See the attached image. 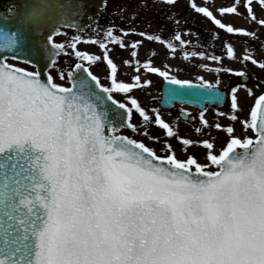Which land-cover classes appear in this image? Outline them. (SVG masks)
<instances>
[{"label":"snow or ice","instance_id":"6c2138e0","mask_svg":"<svg viewBox=\"0 0 264 264\" xmlns=\"http://www.w3.org/2000/svg\"><path fill=\"white\" fill-rule=\"evenodd\" d=\"M257 2L264 8V0ZM191 6L226 34L256 38L254 31L217 18L209 7ZM72 8L78 16L83 5L23 0L8 10L6 23L15 31L0 29V264H264V93L241 120L237 93L240 87L250 95L252 90L247 85L230 89V120L241 123L243 135H236L234 124L216 123L215 128L226 133L220 149L215 138L179 137L159 110L149 115L130 93L152 83L141 80V68L174 85L190 82L154 67L151 59H137L132 82L121 80L110 52L130 47L131 56L138 57L142 41L125 42L131 32L97 31L89 42L97 44L102 55L78 50L80 36L69 44L56 43V25ZM219 12L264 27L253 0H233ZM45 30L49 34L37 39ZM136 34L175 51L176 45L160 35ZM173 38L185 43L179 34ZM224 47L235 59L233 45ZM69 49L80 62L74 65L78 71L58 73L65 82L72 81L65 86L56 82L49 65L56 67ZM9 59H23L31 70ZM243 60L264 69V62L252 55ZM101 61L108 67V84L91 71ZM123 64L131 67L132 61ZM116 94L124 99L117 100ZM136 114L139 125L133 123ZM217 115L229 114L218 110ZM200 120L205 128L212 127L203 113ZM153 124L164 129L167 138L178 139L183 159L168 139L161 142L150 133ZM124 128L161 142L164 154L122 134ZM193 144L206 150L203 162L187 154L185 146Z\"/></svg>","mask_w":264,"mask_h":264},{"label":"rangeland","instance_id":"374dc122","mask_svg":"<svg viewBox=\"0 0 264 264\" xmlns=\"http://www.w3.org/2000/svg\"><path fill=\"white\" fill-rule=\"evenodd\" d=\"M109 2V15L112 16L113 21L109 28L113 30L114 35H123L121 30H124L132 33L125 37V42L129 45L136 40L142 41L139 45L138 57L133 58L131 56L130 47L126 49L116 47L110 52V56L120 67L119 78L121 80L132 82L131 78L137 75L135 72L137 59L141 62L151 59L154 67L168 71L172 77L186 80L190 83L219 88L225 90L228 94L227 102L223 108H208L205 112H202L204 118L212 126L208 129L201 123V113L196 116L197 120L195 123H190L179 118L178 111H182L181 108H177L176 111H165L162 109L160 106L162 99L160 88L162 83L168 80L157 73H148L141 68L139 73L141 80H151L152 83L150 86L134 88L130 95L134 96L149 111V115L153 114L152 109H157L162 119L173 127L179 137L193 141L215 138L217 149L222 147L226 133L216 129V123L226 126L234 124L236 135H243L241 123L230 120V89L238 85H247V88L252 90L250 95L246 88L240 87L237 93L239 104L242 108L238 115L243 120L254 107L259 95L264 93V69H261L258 64H254L252 61L243 60V57L247 54L252 55L256 61L264 62V27L258 23H250L244 17L235 14L221 16L219 8L230 6L233 0H175L174 4H168L166 0H109ZM192 3L199 7H209L217 18L232 23L235 27L254 31L256 38L226 34L224 30L216 27L209 18L198 13L191 6ZM253 10L258 19H264V8L259 5L257 0H253ZM240 11L244 12V9L241 8ZM105 29L108 28H98L89 38L95 40L97 38L96 32L99 31L102 34ZM141 31L152 35H160L165 40H171L176 45L175 51H170L165 43L149 41L146 37L136 34ZM174 34H179L181 40L185 43L181 44L180 41L174 40ZM215 35H218L219 38L213 39ZM74 36L76 35L72 32L66 31L63 35L57 37L55 42L69 44ZM89 40H82L83 42L78 43V50L94 55H102L103 50L97 44L89 42ZM225 43L233 45L236 52L235 59L227 55L224 47ZM72 51V49H69L68 55L59 57L58 65L51 70V75L56 78V82L65 84V86H69L68 81L62 80L58 73L60 71L68 73L75 63L80 62L71 55ZM152 52H155L156 55H151ZM185 52L188 53L187 56H185ZM193 52H203L204 56H192L191 53ZM213 55L220 57V59H211L210 57ZM126 59L132 61L131 67L123 64V60ZM10 63L31 70L28 65ZM84 63L87 64V62ZM229 68L237 72L242 71L246 75L237 76L229 73L226 71ZM216 69L221 71L217 72ZM91 71L100 77L102 83L108 84V67L105 62L101 61L93 64ZM242 77H247L245 83L242 81ZM217 81H219V84ZM116 99L123 100V94H116ZM183 110L190 112L189 109ZM218 110L229 115H217ZM133 123L138 125L141 123V118L138 114L134 115ZM197 128H201L200 133L196 132ZM149 131L152 135L160 136L161 142L168 139L175 148L177 155L182 159L184 158L185 153L182 151V146L177 138H167L164 134L165 130L155 124L150 126ZM122 134L143 140L149 147L156 149L158 154H164L161 142L153 141L150 138L126 130L122 131ZM185 147L188 149V155H195L203 162L206 151L203 146L193 144Z\"/></svg>","mask_w":264,"mask_h":264},{"label":"water","instance_id":"95a60500","mask_svg":"<svg viewBox=\"0 0 264 264\" xmlns=\"http://www.w3.org/2000/svg\"><path fill=\"white\" fill-rule=\"evenodd\" d=\"M65 3H81L83 10L79 15H75V8L69 9L67 13L61 18L60 23L56 26L61 29H71L77 32H83L86 28L92 26L96 20L100 17L105 7V0H63ZM23 0H7L2 7L0 6V29L4 31H15V28L8 20V10L12 8L13 4H22ZM3 11V13H1ZM48 31L45 30L42 35L38 36L37 39L43 40L47 35ZM59 34H53V37ZM11 55L10 53H8ZM15 61L23 62V59H12ZM29 65V64H28ZM52 68L51 65H49ZM78 71L73 69V72ZM48 74L47 71L44 73V77ZM42 77V78H44ZM247 78L243 77L242 81L245 82ZM70 85L72 83L69 80ZM163 99L161 106L165 109H172L175 104L181 106L189 105L198 108L199 110H205L207 106L223 107L226 102V92L216 88H207L201 85L188 84V85H174L170 82H165L162 86ZM222 97V99H221ZM186 117H184L185 119ZM128 129V128H124ZM124 129H121L124 130ZM131 130V129H128Z\"/></svg>","mask_w":264,"mask_h":264},{"label":"flooded vegetation","instance_id":"af4514ba","mask_svg":"<svg viewBox=\"0 0 264 264\" xmlns=\"http://www.w3.org/2000/svg\"><path fill=\"white\" fill-rule=\"evenodd\" d=\"M99 24L101 23V24H104V23H107V20H105V18H102L101 20H100V22H98ZM92 31H93V29H88L84 34H86V35H89V34H91L92 33ZM81 37H83V36H81ZM190 116H194V117H196L197 115H198V111L196 110V109H193V108H190Z\"/></svg>","mask_w":264,"mask_h":264}]
</instances>
